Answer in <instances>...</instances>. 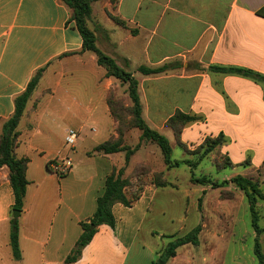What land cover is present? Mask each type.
Instances as JSON below:
<instances>
[{
	"label": "crops",
	"instance_id": "obj_1",
	"mask_svg": "<svg viewBox=\"0 0 264 264\" xmlns=\"http://www.w3.org/2000/svg\"><path fill=\"white\" fill-rule=\"evenodd\" d=\"M263 6L264 0H118L112 13L116 22L99 16L104 42L99 40L97 48L124 68L122 61L128 63L132 55L119 56L114 46L138 44L144 62L127 71L138 82L147 125L162 133L175 112L198 116L199 121L182 130L181 141L197 144L222 134L226 157L239 166L258 146L252 142H264V81L209 68H243L264 77V18L256 14ZM117 30L123 37L114 42ZM141 65H166L168 71L144 76L137 72ZM37 71L41 76L18 122L14 149L16 158L29 159L28 184L16 219L20 258L14 259L10 247L14 196L3 166L0 264H64L81 234L80 223L95 212L108 175L122 171V178H128L139 165L149 166L151 173L168 172L160 160L153 167L147 154L138 158L143 146L127 163L124 152H93L115 138L107 95L119 82L105 75L95 54L82 51L69 8L61 0H0V132L14 113L15 98ZM68 130L77 133L72 151L64 142ZM135 131L138 142L140 132ZM238 143L245 146L240 161L232 157ZM125 145L133 148L126 140ZM65 157L72 166L60 175ZM192 193L198 203L207 196L205 188ZM165 195V188L146 182L130 207L114 204V229L98 226L73 264H152L174 239V233L156 231L151 224L152 208ZM158 208L163 214L162 206ZM163 239L168 242L162 244ZM178 254L168 263L179 264Z\"/></svg>",
	"mask_w": 264,
	"mask_h": 264
},
{
	"label": "rangeland",
	"instance_id": "obj_2",
	"mask_svg": "<svg viewBox=\"0 0 264 264\" xmlns=\"http://www.w3.org/2000/svg\"><path fill=\"white\" fill-rule=\"evenodd\" d=\"M92 3L93 8L90 5V13L85 19V25L95 35L97 47H99V40L104 42V36L99 33L102 28L99 16L103 14L105 17L116 22L117 19L112 15L116 4H113L110 0H99ZM106 3H108V7L104 8L103 5ZM73 23L75 25L74 21ZM114 33L116 35L113 38L114 42L122 39L123 36L120 31L117 30ZM114 49L119 56L126 57L127 54L132 55L128 63L122 61V66L126 70L134 69L136 65L144 62L139 52L138 44L125 43L123 48L114 46ZM110 94L113 101L117 104V106H113L116 116L122 121V129H126L123 138L124 143L126 140L129 144H133L132 147H134L137 143L136 133L134 132L137 129H127L130 121L128 114L130 100L127 95V97L124 96L126 94L125 88L119 83V88L115 92L111 91ZM166 122L164 123V131L161 134L170 142L172 160H196L197 155H194L193 152L205 138L197 144L183 143L180 137H174L172 131L166 126ZM191 124L193 123L187 126ZM150 128L152 127L150 126ZM188 137L193 138L194 136L190 135ZM252 143L254 145L258 143V146L255 145L256 147H254L251 154L245 160L243 159L244 161L239 166H232L227 169L219 167L226 157L223 145L217 147L193 169H189L182 164L177 168L167 169L168 172L165 175H161L160 178L170 183L171 187H165L166 195L161 199L157 198L158 200L152 208L151 214L155 219L151 221V224L154 229L167 234L174 233L173 238H177L196 227L200 219V223L198 224L200 227L199 243L196 246L186 245L177 249L179 264H257L254 256V243L256 241L260 246V251L264 258V199L258 198L256 200L254 214H251L244 193L233 183H230L231 178L239 174L243 175V177L256 181L260 192L264 195V142L261 140L260 142L256 141ZM180 144H183L187 148L189 154L184 152ZM142 146L145 150L138 153V158H143L147 154L153 167L158 163V160L163 162L161 153L154 144L144 142ZM244 147L243 143H238L232 153L234 160L240 161L239 159L243 156L242 151ZM66 148L68 149L67 146ZM249 157L251 161L250 165H248ZM148 169L151 170L149 166L137 168L136 174H146ZM191 172L195 178L204 177L213 184L227 181V184L219 188H212L210 184L194 185L190 182ZM156 178L158 179L159 176H156ZM195 188H205L207 193V196L204 195L200 198L199 203L193 197L192 192ZM189 192L192 195L188 194ZM159 205L162 206L164 211L161 215L158 208ZM253 218L255 225L253 224ZM182 220L184 221L182 222ZM254 226L257 227V231H255ZM163 238L167 237L164 236ZM162 242V244H166L168 240L163 239ZM209 253L213 257H210Z\"/></svg>",
	"mask_w": 264,
	"mask_h": 264
},
{
	"label": "trees",
	"instance_id": "obj_3",
	"mask_svg": "<svg viewBox=\"0 0 264 264\" xmlns=\"http://www.w3.org/2000/svg\"><path fill=\"white\" fill-rule=\"evenodd\" d=\"M70 10V20L75 22L79 34L82 38V51H87L95 54L97 58V64L104 68L105 75L112 77L122 84L125 88L126 95L130 100V108H128V114L130 116L128 128L137 129L140 132L138 142L131 148L124 143V132L122 129V121L116 116L114 107L117 106L116 102L111 98V91L107 95V104L111 117L116 123L115 126V138L96 146L93 150L94 153L100 154H112L117 152L125 153V163L135 153L143 143H152L160 151L162 161L167 169H174L184 164L189 169L195 168L207 155L212 153L217 147H221L227 143L226 138L219 134L215 138L206 137L204 141L194 150L193 154L197 155L196 160H172V148L169 140L157 130L150 128L142 117V106L138 94V82L133 74L124 68L120 67L114 59L105 55L96 46L95 35L88 30L85 25V19L90 13V5L92 2L99 0H61ZM113 4H116L118 0H110ZM256 14L264 18V6L259 9ZM212 71L222 74H235L244 77H249L255 81H264V77L253 73L250 70L234 67H217L213 66L209 68ZM168 71L166 65L158 68H150L146 66H139L137 72L144 76L158 75ZM41 76V71H37L27 84L26 89L20 95L15 98L14 113L8 118L2 125L0 132V168L5 166L8 169V181L13 191L14 204L11 210L21 211L23 206V198L25 196L26 186L28 184L25 178V172L28 158H16L14 149L16 146V140L18 132L16 130L18 122L23 114L25 104L29 100L32 92L35 89L37 81ZM114 106V107H113ZM200 117L183 114L181 112H175L166 122V126L172 131L175 138H179L182 130L190 123L199 121ZM186 154H189L187 148L180 144ZM48 163V167H49ZM247 165V163H245ZM233 164L225 157L224 162L219 165L221 169L231 168ZM147 166H136L128 178H122V171L117 173L113 171L108 175L104 181V187L102 194L96 200V209L92 217L87 222H81V234L70 252L65 258L64 264H73L81 256L83 248L91 241L98 226L107 225L111 229H114L115 219L112 215L111 208L114 204L120 203L126 207H130L139 196L143 185L146 182H150L158 188L171 187V184L166 182L161 177V173H151L148 169L146 174L137 175V168H145ZM156 176H159L157 179ZM141 179V180H140ZM190 182L194 185H206L210 184L212 188H219L227 184V181H223L220 184H213L208 179L201 177L195 178L191 172ZM230 183H233L240 191L246 196L249 211L254 214L255 203L258 198L264 199V195L260 192L258 183L250 178L243 176H235L231 178ZM130 189L129 194L126 195L125 190ZM252 217H254L252 215ZM253 224L255 225L254 218ZM255 231L257 227L254 226ZM200 227L196 226L188 233L181 237L170 240L158 253V256L152 264H168L169 260L176 255V251L179 247L184 245L196 246L199 243ZM9 241L14 259L20 258L18 247V223L16 219H10V231ZM254 256L257 264H264V258L260 251V246L256 241L254 243Z\"/></svg>",
	"mask_w": 264,
	"mask_h": 264
},
{
	"label": "built area",
	"instance_id": "obj_4",
	"mask_svg": "<svg viewBox=\"0 0 264 264\" xmlns=\"http://www.w3.org/2000/svg\"><path fill=\"white\" fill-rule=\"evenodd\" d=\"M77 139V133L73 130H68L66 132V136L64 139L65 145L68 147L69 150H73L74 146H75V142ZM72 166V162L71 159L69 157H65L61 160V165L58 168V173L60 175H63L65 173H67V171H69V169Z\"/></svg>",
	"mask_w": 264,
	"mask_h": 264
},
{
	"label": "water",
	"instance_id": "obj_5",
	"mask_svg": "<svg viewBox=\"0 0 264 264\" xmlns=\"http://www.w3.org/2000/svg\"><path fill=\"white\" fill-rule=\"evenodd\" d=\"M11 216H12L13 219H17L18 216H19V211H17V210H12V211H11Z\"/></svg>",
	"mask_w": 264,
	"mask_h": 264
}]
</instances>
